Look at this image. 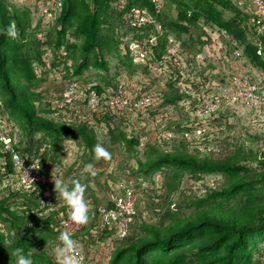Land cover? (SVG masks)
<instances>
[{"label": "trees", "instance_id": "trees-1", "mask_svg": "<svg viewBox=\"0 0 264 264\" xmlns=\"http://www.w3.org/2000/svg\"><path fill=\"white\" fill-rule=\"evenodd\" d=\"M73 1L63 0V10L54 25L59 23L65 32L69 18L72 20L77 14H84L86 23L82 34L85 38L82 48L66 45L64 34L56 38L53 33L54 25L46 33L55 52L65 48L69 59H76L75 70L67 67L58 69L57 60L48 70L61 74L62 80L76 76L86 88L90 87L105 95L107 90L115 88L116 79L109 85L92 86L81 76L92 66L109 71L104 48L100 44V28L106 20L105 14L115 0H78V7ZM137 6L154 10L150 0H132L127 8L130 10ZM16 7L9 0H0V119L9 130V136L17 135V127L25 135L26 140L22 138L21 143L17 141L15 150L28 163L38 162V173L52 178L58 174L69 186L74 181L86 186L85 199L89 207V220L80 232L70 236L72 241L81 245L84 251L111 245L112 256L109 264H253V249L251 251L250 248L251 245L253 247L255 235L264 231V203L260 195L262 193H257L258 191H252L255 204L250 201L244 202L245 204L234 201L244 193L247 186L254 185H247L246 178L241 177L235 181L230 178L229 188L209 189L206 195L186 197L182 199L184 205H178L174 213L169 207L162 213L159 209L161 204L157 203L164 199L162 177L157 175L160 177L155 178L156 190H151L148 186L142 187L141 179L136 177L137 173L150 178L163 168L191 171L197 174L193 177L197 180L203 179L202 174L205 173H232L233 177L240 167L239 163L236 160L202 156L199 149L184 142L171 149L167 143L148 145L140 149V133L131 130L124 120L107 112L104 106L96 125L105 128L102 134L109 139L105 148L111 154V159L95 160L93 148L97 143L101 144L95 127L84 122L65 123L60 115L56 116V99L46 101L41 98L42 95L29 91L34 84V76L39 77L36 67L42 69L40 74H43L46 67L42 57V43L38 41L37 34L29 45L20 44V41L9 35V30L12 31V20L24 37L26 33L23 27L33 24L30 9L21 6L24 12L20 13ZM169 9L177 11L178 17L168 18L165 11ZM250 17L244 8L231 0H167L159 21L178 40H183L187 47L191 45L186 44V40L197 46L201 44L200 22L219 26L237 41L244 57H252L257 61L258 52L264 51V34L259 35L250 25ZM134 33L135 31L130 30L131 35L134 36ZM184 36L189 38L184 39ZM120 44L118 40L115 45L117 54L119 51L123 52ZM161 52L162 48L158 54ZM123 56L126 59L131 57L129 53ZM35 63L40 65L35 66ZM135 71L123 69L119 74H132ZM22 80L25 85L19 82ZM170 88L173 89L174 86ZM180 99L177 92H170L165 95L163 106L176 103ZM38 133L42 134L40 141L35 139ZM118 145L133 158L142 152L146 157L145 162L139 161L138 171H133L135 176L125 177L135 180L137 202L128 236L124 239H118L115 235L118 222L113 221L111 226L106 225L98 209L92 207L95 204L105 207L107 211L116 209L113 198L120 195L117 186L124 179H118L112 172V163L116 160L114 148ZM162 146L166 149L161 148ZM71 147L79 149L81 155L76 152L75 161L69 165L68 158L72 156L71 151L73 152L72 149L70 151ZM179 148L183 153L178 151ZM190 151H196V154H191ZM89 162H95V176L86 170ZM117 166L122 167L120 161ZM173 175L175 180L170 190L176 192L180 176L177 173ZM183 184L184 182L181 185ZM52 190L57 196L54 183ZM206 206L211 208L204 209ZM184 207L194 209L193 213L182 216L180 211ZM67 217L66 208L59 202L56 209L45 207L39 186L26 188L20 184L12 153L6 151L0 143V264H16V258H11L10 254L17 247L23 248L26 255L31 253L33 264H63L54 248L61 235L58 231L60 221ZM11 232L14 233L13 243L9 234Z\"/></svg>", "mask_w": 264, "mask_h": 264}, {"label": "built area", "instance_id": "built-area-1", "mask_svg": "<svg viewBox=\"0 0 264 264\" xmlns=\"http://www.w3.org/2000/svg\"><path fill=\"white\" fill-rule=\"evenodd\" d=\"M17 1L28 7L32 13L37 39L42 43V57L46 67L44 69H50L55 60L59 66L72 68L68 51L62 48L55 52L46 33L60 16L63 0ZM150 1L153 11L137 6L123 17L127 28L138 35V40L132 45L131 57L133 60L137 57L139 62H143L145 74L140 70L132 74L120 73L116 78L115 88L107 90L105 95L90 87L86 88L80 84L78 78L73 77L65 83L64 89L54 102L56 116L60 115L68 124L84 122L95 127L97 132L104 133L105 128L96 125L104 106L107 112L124 120L131 130L140 133V149L166 143L172 148L184 142L191 147L210 152L213 149L207 144V140L223 134L234 110L236 113L242 111L249 115L251 125L264 132V79L257 77L250 69L237 41L226 31L200 22L201 44L198 46V53L186 54L181 43L167 36L166 44L162 47L161 54H158V41L163 32L159 17L167 0ZM231 1L244 8L251 15L250 25L259 35L264 34V0ZM129 2L130 0H115L113 7L123 11ZM123 52L126 54V49ZM37 70L41 76L42 69ZM170 86H174L181 99L175 105L163 106ZM8 132L4 121L0 119V143L6 151L12 153L20 184L26 188L39 186L45 207L56 209L58 200L52 190L53 178L38 173L39 163H28L15 150L18 143L16 136H9ZM189 181L184 184L199 185L200 187L195 186V190H201L203 195L207 194L206 186L215 190L219 183L216 179ZM134 186L133 178L119 181L117 188L120 195L113 198L115 210L107 211L105 207L95 204L92 206L98 209L106 225L111 226L113 221L118 222L115 234L118 239L128 236L129 225L136 212L137 197ZM83 227L84 224L74 223L67 217L60 221L58 231L60 234L67 233L72 236ZM58 244H61L59 239ZM110 247L112 248L111 245L104 246L103 249ZM91 250L96 251V248ZM91 250L84 251L81 245L74 243L67 257L58 258L63 264H88L94 252Z\"/></svg>", "mask_w": 264, "mask_h": 264}, {"label": "rangeland", "instance_id": "rangeland-1", "mask_svg": "<svg viewBox=\"0 0 264 264\" xmlns=\"http://www.w3.org/2000/svg\"><path fill=\"white\" fill-rule=\"evenodd\" d=\"M20 13H23L24 10H22L21 6L23 7L21 3H19L17 0H9ZM78 0H74L73 3L76 7ZM87 2H90L91 0H86ZM101 1V0H100ZM132 1V0H130ZM110 10L107 14H105V21H103L102 26L100 28L101 32V40L100 44L103 46L105 60L108 64L109 71L106 72L103 69L96 68L92 66L90 69L85 71V73L81 76L84 81L89 83V85L92 86H105L113 83L118 76L119 72L123 69H126L127 71L129 69H135L140 70L142 73H144V68H142V61L139 62V58L135 57L133 60V57H124V52H118V54L115 51V45H117L118 40L121 42L120 48L126 49L127 54L129 53L131 56V52L133 51L132 45H134V41L138 40V35L135 32L134 36L130 34V30L127 28V26L124 23L123 17L124 15L129 11L128 8L126 10L120 11L117 8L113 7L111 5ZM25 7V6H24ZM164 11V10H163ZM163 13V12H162ZM165 13L169 16L168 18H177V11L175 10H167ZM85 15H78L74 16L72 20L69 18L67 28L64 32V29L62 25L59 23H56L54 25L53 33L55 37H61V34H64V39L66 45H72L75 46V48H82V44L84 43V36L82 35L84 32V24L86 23ZM12 19V18H11ZM13 23L12 26V32L15 33V35H12V39L20 41V44L29 45L35 38V35L37 33V30L34 28L33 24L30 23L28 27L26 25L23 27L25 29L26 36L24 37L23 32L18 29L17 24L14 20L11 21ZM32 22V20H31ZM163 27V32L160 34L158 45L161 49L166 44V37H172L176 40V42L182 44L183 50L188 55H194L195 53L199 52V47L192 42L187 41L186 44H190L191 47H187L183 40H178L177 37L168 31L163 24L161 23ZM50 28V30L52 29ZM212 27V26H211ZM220 30H223L219 26H216ZM23 29V30H24ZM225 31V30H224ZM184 39H188L189 36H184ZM51 40V39H50ZM161 40V41H160ZM236 41V40H235ZM51 42V41H50ZM195 45V46H194ZM198 48V49H197ZM193 49H197L193 51ZM123 54V55H122ZM259 58L257 61H254L252 57H244L247 61V64H249L250 69L254 71L257 75V77H260L264 79V51L258 52ZM78 58V57H77ZM72 63V71L75 70V60L71 57L70 59ZM36 61V60H34ZM33 61V62H34ZM91 61H93V58H91ZM32 62V63H33ZM40 65L35 63V66ZM140 66V68L138 67ZM64 66H59L58 69H62ZM37 70V67H36ZM65 72V71H64ZM36 73V72H35ZM145 74V73H144ZM37 75V74H36ZM76 77V76H75ZM68 78L61 79V74L59 73H53L49 70L44 69L43 74L39 77L34 76V83L31 88H29V91L36 95H42L44 100L50 101L52 99H57L60 92L64 89V85L66 82H68ZM21 85H25V81H19ZM176 89H170V92L176 93ZM264 91V86H263ZM167 93V94H168ZM176 103H173L172 105H175ZM177 113V111H175ZM231 121L227 122L224 128L223 134H221L219 137H212L210 138V141L207 140V144L210 145V147L213 149L212 151H204L203 148L200 151L202 156L209 155L212 157V159H219V160H236L237 163H239L240 167L238 170L233 174L229 175L223 174V173H205L202 174L204 176L203 180L205 179H216L218 180V185L216 186L215 190H221L225 188H229L231 183L230 178L235 181L237 179H240L241 177L246 178L247 185L254 184L253 186H247L240 196L237 197L236 201L237 203L241 202L245 204L244 202L250 201L251 203L255 204L254 198H253V192L262 193L260 194L262 197V202L264 203V132H260L257 129H255L250 122L249 115L245 114L244 112L240 111L239 113H236V111H232V116L230 117ZM16 139L18 142H20V139L22 138L26 140V137L22 132L19 131V127H17V133H16ZM24 135V136H22ZM42 138V134L38 133L36 135V138L38 141H40ZM99 139L101 144L106 147V145L109 144V139L105 137L101 132L99 133ZM35 140V141H37ZM105 140V141H104ZM106 142V143H105ZM21 143V142H20ZM37 143V142H36ZM105 143V144H104ZM23 145V144H22ZM161 148L166 149L164 146ZM114 149H116V160L112 163L113 166V173H115L118 177V179H122L129 176H135L133 171H138L139 168V161L145 162L146 157L142 153L139 154L138 157L133 158V156L129 155L128 152H125L121 148V146H116ZM171 149V148H169ZM73 152L71 151V157H69L68 164L71 165L75 159H76V152H79V149L75 150L73 147ZM181 153H183L182 149L179 148ZM196 151H190L191 154ZM75 153V154H74ZM120 161L122 164V167L117 166V163ZM97 163V161H95ZM95 162H89L90 164L95 165ZM88 163V164H89ZM131 166V167H129ZM177 173L180 178L178 180V187L176 192H171L170 186L175 180L174 175ZM215 174V175H211ZM136 177L140 178V182L142 183V187H149L151 190H156L157 186L155 183V178L158 177L157 175H160L163 179V185L162 186L165 189V193L163 196V200L157 201V203H160L159 206L160 211L164 213L167 208L174 213L178 207V205L182 206L184 203L182 202V199H185L186 197H193V196H203V193L201 190H195L196 187H200L199 185H191L183 184V182L186 181H197V179L193 178L197 176V174L192 173L191 171H184L183 169H174V168H163L160 171L156 172L151 176L150 178L142 177L140 174L136 173ZM139 180V179H138ZM202 180V179H201ZM189 181V182H190ZM139 182V181H138ZM139 182V183H140ZM145 183V184H144ZM201 185V184H200ZM205 189V186H202ZM210 187L206 186V190L208 193V190ZM212 190V189H211ZM259 195V194H257ZM156 199V198H155ZM157 200V199H156ZM159 205V204H158ZM211 208V206H206L204 209ZM209 210V209H208ZM194 209H185L182 208L180 213L182 216H188L193 213ZM11 243L14 242V233L11 232ZM38 234V233H37ZM36 234H34V237ZM50 236V235H49ZM251 251L253 249V264H264V231L261 233H258L255 235V240L253 247L251 245ZM95 250V249H94ZM92 250L91 252H93ZM112 256V248H106L103 249L101 247L100 249L93 252V255L90 256L88 264H109V261Z\"/></svg>", "mask_w": 264, "mask_h": 264}, {"label": "clouds", "instance_id": "clouds-1", "mask_svg": "<svg viewBox=\"0 0 264 264\" xmlns=\"http://www.w3.org/2000/svg\"><path fill=\"white\" fill-rule=\"evenodd\" d=\"M9 35H15V33L9 30ZM93 152L94 158L97 161L111 159L109 151L100 143L94 146ZM32 167L35 168V165H32ZM86 170L92 176L96 175L93 164H88ZM53 181L57 200L66 208L69 220L77 224H86L89 220V207L85 199L86 186L79 181H74L69 186L58 174L53 177ZM58 239L61 241V244L55 246L54 252L57 256L67 257L72 250L74 242L67 233H62ZM10 256L11 258H16V264H33L31 253L29 252L26 255L23 248H15Z\"/></svg>", "mask_w": 264, "mask_h": 264}]
</instances>
